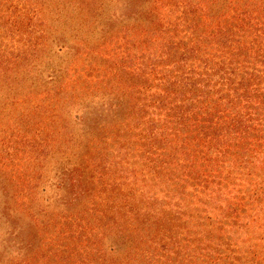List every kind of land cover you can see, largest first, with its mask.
<instances>
[{
    "label": "trees",
    "instance_id": "1",
    "mask_svg": "<svg viewBox=\"0 0 264 264\" xmlns=\"http://www.w3.org/2000/svg\"><path fill=\"white\" fill-rule=\"evenodd\" d=\"M0 137V264H264V0H0Z\"/></svg>",
    "mask_w": 264,
    "mask_h": 264
},
{
    "label": "rangeland",
    "instance_id": "2",
    "mask_svg": "<svg viewBox=\"0 0 264 264\" xmlns=\"http://www.w3.org/2000/svg\"><path fill=\"white\" fill-rule=\"evenodd\" d=\"M70 27H74V26H69L68 28H70ZM62 30L63 29L61 28V31ZM71 33H72V30L69 31L68 34H71ZM0 138H2V137H0ZM3 154H4V158H6L7 155H8L7 152H5V151L3 153V146L1 145L0 146V159L2 160V162L4 160L3 159ZM60 167L62 168V164L57 163L54 160V161H52L50 163V168L48 167V169L43 170L44 171V175H45L44 179L48 182V186L49 187H47L48 188L47 189L48 193L44 194V195H40L39 196V200L45 199L46 202H49V203H52V204H54V202H57V204H58V199L56 198V195H55L56 191L53 188H50V186L54 187V183H56V179L54 178V172H55V169L60 168ZM52 169H54V170L51 171ZM5 173L6 172L3 169V165H0V222H2V224H3V219H4V210H3V208H4V202H5V199H6L5 195L3 194V188L11 187L9 177ZM0 239H2V240H0V257L2 258L3 257V229H0Z\"/></svg>",
    "mask_w": 264,
    "mask_h": 264
}]
</instances>
